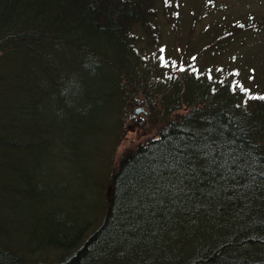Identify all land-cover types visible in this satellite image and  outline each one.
I'll return each instance as SVG.
<instances>
[{
  "label": "trees",
  "instance_id": "trees-1",
  "mask_svg": "<svg viewBox=\"0 0 264 264\" xmlns=\"http://www.w3.org/2000/svg\"><path fill=\"white\" fill-rule=\"evenodd\" d=\"M160 11L172 24L180 18L177 0H0L2 166L34 148L23 117L36 95L55 97V110L57 100L69 105L70 134L94 119L95 78L117 105L104 128L119 136L106 141L111 149L128 132L121 107L139 92L151 105L140 123L157 128L111 167L99 227L89 233L57 214L64 230L44 245L63 258L31 264H264V91L238 70L201 75L188 62L177 74L165 61L147 63L138 45L159 44ZM43 77L48 88L67 77L68 93L55 96ZM2 238L0 264H26Z\"/></svg>",
  "mask_w": 264,
  "mask_h": 264
},
{
  "label": "rangeland",
  "instance_id": "rangeland-1",
  "mask_svg": "<svg viewBox=\"0 0 264 264\" xmlns=\"http://www.w3.org/2000/svg\"><path fill=\"white\" fill-rule=\"evenodd\" d=\"M177 1L180 18L176 24L159 12V44L139 43L146 62L165 61L177 74L185 71L188 62L191 71L201 75L215 74L220 68L231 74L238 70L246 86L264 91V0ZM96 79L91 85L96 94L91 100L96 106L94 119L84 126L79 123L75 134H70L76 124L63 118L69 105L57 100L60 110H55V97L36 95L32 103L37 107L23 117L33 132L34 148L3 160L4 166L0 160V233L26 264L63 258L61 250L44 245L52 231L64 230L53 220L57 214L76 225L88 224L89 233L98 228L112 191L111 167L119 165L125 152L157 137V128L150 122L140 123L147 118L144 110L135 112L143 107L147 115L151 113L150 103L139 92L138 99L129 97L121 107L128 132L111 149L107 142L116 145L119 136H105L104 128L114 121L117 105L105 79ZM60 80L59 87L53 81L48 88L51 81L45 77L39 83L55 96L67 94L68 79Z\"/></svg>",
  "mask_w": 264,
  "mask_h": 264
},
{
  "label": "water",
  "instance_id": "water-1",
  "mask_svg": "<svg viewBox=\"0 0 264 264\" xmlns=\"http://www.w3.org/2000/svg\"><path fill=\"white\" fill-rule=\"evenodd\" d=\"M142 110H144L145 114H148V112L143 107L136 108L135 112L140 113Z\"/></svg>",
  "mask_w": 264,
  "mask_h": 264
}]
</instances>
